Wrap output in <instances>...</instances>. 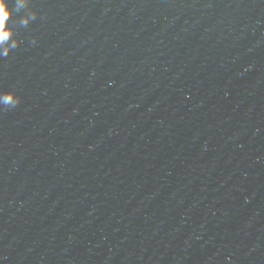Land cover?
Here are the masks:
<instances>
[{
	"label": "water",
	"instance_id": "obj_1",
	"mask_svg": "<svg viewBox=\"0 0 264 264\" xmlns=\"http://www.w3.org/2000/svg\"><path fill=\"white\" fill-rule=\"evenodd\" d=\"M0 264H264V0H9Z\"/></svg>",
	"mask_w": 264,
	"mask_h": 264
},
{
	"label": "clouds",
	"instance_id": "obj_2",
	"mask_svg": "<svg viewBox=\"0 0 264 264\" xmlns=\"http://www.w3.org/2000/svg\"><path fill=\"white\" fill-rule=\"evenodd\" d=\"M11 16L12 7L9 0H0V39H7L11 36Z\"/></svg>",
	"mask_w": 264,
	"mask_h": 264
}]
</instances>
